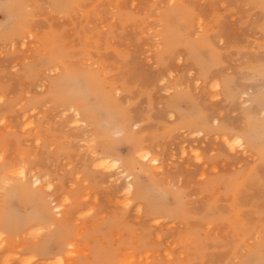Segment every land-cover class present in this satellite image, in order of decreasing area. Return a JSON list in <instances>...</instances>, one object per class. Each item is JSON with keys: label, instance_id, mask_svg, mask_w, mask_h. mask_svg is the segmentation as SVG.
Returning <instances> with one entry per match:
<instances>
[{"label": "rangeland", "instance_id": "obj_1", "mask_svg": "<svg viewBox=\"0 0 264 264\" xmlns=\"http://www.w3.org/2000/svg\"><path fill=\"white\" fill-rule=\"evenodd\" d=\"M100 143L160 219L95 166ZM0 155V201L15 166L47 178L11 200L0 264H264V0H0Z\"/></svg>", "mask_w": 264, "mask_h": 264}, {"label": "bare ground", "instance_id": "obj_2", "mask_svg": "<svg viewBox=\"0 0 264 264\" xmlns=\"http://www.w3.org/2000/svg\"><path fill=\"white\" fill-rule=\"evenodd\" d=\"M6 1H8V0H6ZM172 1V0H171ZM21 2V1H20ZM259 2V1H258ZM24 3V2H23ZM172 3V2H171ZM8 4V3H7ZM21 4V3H20ZM19 4V5H20ZM28 4V3H27ZM26 4V5H27ZM5 6V5H4ZM21 6V5H20ZM23 6H25V5H23ZM22 6V7H23ZM28 6V5H27ZM26 6V7H27ZM25 7V8H26ZM29 7V6H28ZM24 9V8H23ZM25 10V9H24ZM29 13V12H28ZM13 20L14 19H11L10 21H12L13 22ZM179 21H180V19H179ZM15 22V21H14ZM9 23H11V22H9ZM201 25V24H200ZM9 27V26H8ZM8 27H4V28H8ZM28 28V27H27ZM24 31V30H23ZM30 35V34H29ZM184 36V35H183ZM30 37V36H29ZM27 38V37H26ZM182 39V38H181ZM187 39V38H186ZM185 39V40H186ZM188 40V39H187ZM9 42V41H8ZM26 41H24L23 40V44L25 43ZM187 43V42H186ZM22 44V45H23ZM184 44V43H183ZM33 46V45H32ZM186 46H187V44H186ZM34 47V46H33ZM187 47H190V46H187ZM93 64V63H92ZM55 69V68H54ZM77 74H78V72H79V70H78V72L77 71H75ZM81 72V71H80ZM70 78V77H69ZM75 78H76V76H75ZM74 78V79H75ZM55 79V78H54ZM72 80V79H71ZM58 81V80H57ZM57 81H55L57 84H58V82ZM59 81H60V79H59ZM70 82V81H69ZM55 83V84H56ZM63 83H65V81L63 82ZM52 85V84H51ZM54 85V84H53ZM55 86V85H54ZM79 87H80V85H78ZM58 87V86H57ZM76 89V88H75ZM83 89V88H82ZM81 89V90H82ZM99 89V88H98ZM97 90V89H96ZM80 91V90H79ZM72 92H74L73 91V89H72ZM96 92V91H95ZM82 93H84V91L82 90ZM70 94V93H69ZM67 96H69V95H67ZM75 96H76V94H75ZM78 97L80 96V95H77ZM87 96V95H86ZM196 96V95H195ZM81 97H82V95H81ZM88 97V96H87ZM72 98V97H71ZM84 98V97H83ZM86 98V97H85ZM69 99H70V97H69ZM74 99V98H73ZM78 99V98H77ZM251 100H253V99H251ZM247 102L249 103H251V101H250V99L249 100H247ZM247 104V103H246ZM248 105V104H247ZM67 109V108H66ZM65 109V112L67 111L68 112V110H66ZM68 109L70 110V112L72 111V113H71V115L72 116H74L75 117V119H73L74 120V122H76L75 124L77 125V124H80V125H85L86 124V119H84L83 117H82V113H81V110L80 109H78V108H76V106H72V105H70L69 107H68ZM90 109V108H89ZM86 110V109H85ZM88 112V111H87ZM113 116V115H112ZM122 116V115H121ZM107 120V119H106ZM109 122H111L112 123V121L114 120L113 119V117H111V119L109 118ZM215 120H216V118H215ZM33 122V121H32ZM115 122V121H114ZM27 124V123H26ZM33 124V123H32ZM30 122H29V124H28V127L27 128H29V127H31V125H32ZM113 124V123H112ZM130 124V123H129ZM25 125V124H24ZM74 125V124H73ZM33 126V125H32ZM136 126V125H135ZM134 126V127H135ZM82 127V126H81ZM126 127V126H125ZM125 127H123L122 128V130H125L126 131V128ZM26 128V129H27ZM87 128V127H86ZM88 128H89V126H88ZM92 128V127H91ZM26 129H24V130H26ZM131 129H132V126H131ZM119 130V129H118ZM127 130H129L128 128H127ZM87 131V130H86ZM85 131V132H86ZM114 131V130H113ZM124 131V132H125ZM88 132V131H87ZM105 132V131H104ZM115 132H116V130H115ZM128 132V131H127ZM138 132V131H137ZM199 132V131H198ZM90 133V132H89ZM110 133V132H109ZM113 133V132H112ZM117 133V132H116ZM246 133H248V131L246 132ZM87 134V133H86ZM114 134V133H113ZM241 134V133H240ZM83 135H84V133H83ZM115 135V134H114ZM116 135H119L118 133L116 134ZM93 136V135H92ZM101 136H102V134H101ZM86 138L87 137V135L85 136H83V138ZM94 137V136H93ZM117 137V136H116ZM88 139H89V137H87ZM91 138V137H90ZM107 138V137H106ZM249 138H251V136L249 137ZM94 139H95V137H94ZM105 139V138H104ZM138 139V138H137ZM84 140V139H83ZM130 140V139H129ZM232 140V139H231ZM234 140V142H235V144H239V145H246V143H248V142H245V139L242 137V136H238V137H236V138H234L233 139ZM108 141H109V139H108ZM92 142H94V141H91L90 143H92ZM103 142H106V141H103ZM112 142V141H111ZM225 142V141H224ZM37 143V142H36ZM83 143H85V142H83ZM101 144V143H100ZM138 144V143H137ZM101 145H103L102 146V150L100 151V154L98 153H96L95 151V149L96 148H91L92 150L90 151L91 152V154H90V152H88V154H90L89 156H91V158H94L96 161L95 162H97L96 163V167L98 168V169H101V170H105V172L107 173V171H108V173L110 172L111 174H109L110 175V177L112 176V178H113V176L115 177H119V178H121L122 179V181H123V187H121L122 189H121V192H123V194H125L126 196H127V199H126V201H127V203H130V201H131V199H135V198H137V199H140L141 200V202L145 205V208H144V211H145V213L146 214H148V215H152V216H155L156 218H157V220L158 219H160L161 218V216H163V212H165V211H162V210H166L167 208L165 207V205L164 204H162V205H160V204H155V200L153 199V197H152V195H148L147 193H148V189L146 188V186H145V184H143L142 182H140V179H139V173L138 174H136L135 172H134V169L136 168V167H133V166H128V165H123V164H121V162H120V159L117 157V154L114 152V151H112L111 150V146L110 145H108L107 143L106 144H101ZM92 146V145H91ZM140 146V145H139ZM139 146H136L135 147V149L133 150V152H134V154H135V160H137V161H139V163L141 162V164H143V165H145V166H150V168L152 167L153 169H154V171L156 172V173H160L161 171H162V166H161V161H160V159L157 157V156H155L154 154H153V152L152 151H149V150H147V149H144V148H140ZM134 147V146H133ZM143 147H145V146H143ZM231 147V146H230ZM88 148V147H87ZM243 148V147H242ZM86 149V148H85ZM246 149H247V147H246ZM183 151V150H182ZM184 153V152H183ZM260 153V152H259ZM259 153H258V155H259ZM87 154V155H88ZM257 155V156H258ZM13 157V156H12ZM262 158V157H261ZM264 158V157H263ZM0 159L2 160L3 159V156L2 155H0ZM198 159V158H197ZM260 159V158H259ZM23 161V160H22ZM92 162H93V160H92ZM126 163V162H125ZM17 164V163H16ZM8 165H10V164H8ZM132 165H134V164H132ZM94 166V165H93ZM6 167V166H5ZM33 168V167H32ZM31 168V169H32ZM14 169V168H13ZM138 170V169H137ZM151 170V169H150ZM10 170H7V172H9ZM11 171H13V170H11ZM31 171L32 170H30V174H26V171H25V169L23 168V166H20V165H18V166H15V171H14V174H15V176L16 175H18V176H20L22 179L20 180V185H18V184H12V186L10 187V189H8V192L7 193H4L5 195H4V197L3 198H1V201H0V239L2 240V244H3V247L7 250L8 249V246H10V244L7 246V242L5 241V237H6V235H7V231L9 232V231H11V229H9V228H7V227H9V223H8V221H7V218H6V215L11 211V207H12V202H11V200L12 199H15L17 196H19V194L18 193H22V195L24 196V198L25 199H27V200H33V197H34V195H33V186H40L41 185V182H43V181H45V179L47 180V178H45V177H43L42 175H41V177L40 178H38V177H36L34 174L33 175H31ZM142 171H143V169H142ZM29 172V171H28ZM104 172V173H105ZM6 173V172H5ZM35 173V172H34ZM106 173H105V175H106ZM107 173V174H108ZM148 173V172H147ZM149 173H153V172H149ZM6 175H10V174H7L6 173ZM45 175V174H44ZM147 176V175H146ZM43 177V178H42ZM149 177V176H148ZM41 179H44L43 181L41 180ZM5 180V179H4ZM119 180V179H118ZM6 182V181H5ZM10 183V182H9ZM3 185H5V184H3ZM46 185H47V183H46ZM45 185V186H46ZM1 186V185H0ZM44 186V187H45ZM41 187H43V186H41ZM48 187H50V185H48ZM47 188V187H46ZM52 188V187H51ZM43 189V188H42ZM37 190V189H36ZM44 190H47V189H45L44 188ZM48 190H50V189H48ZM38 191V190H37ZM43 191V190H42ZM1 192V191H0ZM2 193H3V191H2ZM35 193H36V191H35ZM46 193V192H45ZM36 194H38V192L36 193ZM35 194V195H36ZM2 195V194H1ZM39 196H40V194H38ZM42 195H43V193H42ZM16 196V197H15ZM64 196V195H63ZM15 197V198H14ZM41 198V197H40ZM64 199L65 200H67L65 197H64ZM34 201V200H33ZM32 201V202H33ZM42 201L43 200H41V203H42ZM26 202V201H25ZM39 202H40V200H39ZM66 202L67 201H61V203H57V202H54V200L52 201V204H53V208H52V210H54V211H56V212H61L62 210H63V206H65V204H66ZM126 203V204H127ZM122 205H124V207H125V204H123V203H121ZM120 204V205H121ZM43 206V208L41 209V211H40V213H38V212H32L31 213V215H28L26 218H25V220H26V222L28 223V224H32V223H44V221H48V218H49V213H50V209L48 208V206H47V204L46 203H44V204H42ZM119 205V204H118ZM128 206V205H127ZM142 206V205H141ZM32 208H30V210H31ZM138 210H137V212H142V208L141 209H139V208H137ZM14 211V210H13ZM68 211V210H67ZM55 212V213H56ZM70 213V212H69ZM51 225V224H50ZM52 226V225H51ZM31 227V226H30ZM30 227H29V229H30ZM50 227V226H49ZM36 229H38V224H37V226L35 227ZM35 228H33L32 230H35ZM40 228V230H41V227H39ZM51 228V227H50ZM28 229V228H27ZM47 230H48V228H46ZM38 231V230H37ZM37 231H32L33 232V234H35ZM31 232V231H30ZM39 232V231H38ZM52 232H54V231H52ZM32 234V233H31ZM37 234V233H36ZM57 238L59 237V235H57L56 236ZM49 239V238H48ZM52 239V238H51ZM47 240V239H46ZM50 240V239H49ZM48 241V240H47ZM1 242V241H0ZM10 242V241H9ZM44 242H45V240H44ZM62 242V241H61ZM60 242V244H59V247H61L62 246V244H63V242L61 243ZM12 243V242H11ZM41 243V242H40ZM2 244L0 245V248L2 247ZM6 244V245H5ZM36 244V243H35ZM42 244H44V243H42ZM65 244V243H64ZM33 245V244H32ZM5 246H7V247H5ZM27 246V245H26ZM31 246V245H30ZM36 246V245H35ZM68 246H70V245H68ZM14 247V246H13ZM12 247V248H13ZM18 247H21V246H18ZM28 247V246H27ZM27 247H24V248H27ZM37 247V246H36ZM36 247H34V248H36ZM22 248V247H21ZM44 248V247H43ZM2 249V248H1ZM11 249V248H10ZM18 249V248H17ZM60 249H62L63 250V248L61 247ZM59 249V252L61 251ZM12 250V249H11ZM13 250H16V249H13ZM20 250V249H19ZM22 250V249H21ZM17 251V250H16ZM15 251V252H16ZM9 252V251H8ZM62 252V251H61ZM83 252H85V251H83ZM14 253V252H13ZM12 253V254H13ZM10 254V253H9ZM15 254V253H14ZM13 254V255H14ZM16 254H18V252H16ZM169 254V253H168ZM19 255V254H18ZM20 256V255H19ZM74 256V255H73ZM134 256V255H133ZM13 257V256H12ZM29 257V256H28ZM27 257V258H28ZM71 257H72V255H71ZM129 257H130V255H129ZM129 257H126L123 261H121V264H133V262H132V260L129 258ZM14 258V257H13ZM27 258H25L26 259V262H28V260H27ZM167 258H168V255H167ZM9 259H11V257H9L8 259H6L7 261L9 260ZM29 259V258H28ZM70 259V262L73 260V257L72 258H69ZM72 259V260H71ZM146 259V258H145ZM168 259H170V258H168ZM14 260V259H13ZM21 260V259H20ZM57 260H59L60 261V263H61V259H59V258H57ZM63 261H65V260H63ZM66 261H68L69 262V260L68 259H66ZM143 261V260H142ZM13 262H15V261H13ZM22 262V261H21ZM25 262V261H24ZM23 262V263H24ZM56 262V261H55ZM73 263V262H72ZM71 263V264H72ZM26 264V263H25ZM28 264V263H27ZM62 264V263H61ZM68 264H70V263H68Z\"/></svg>", "mask_w": 264, "mask_h": 264}]
</instances>
